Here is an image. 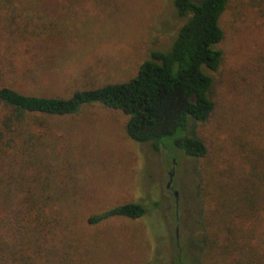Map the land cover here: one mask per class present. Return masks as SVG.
Here are the masks:
<instances>
[{
  "label": "rangeland",
  "instance_id": "obj_1",
  "mask_svg": "<svg viewBox=\"0 0 264 264\" xmlns=\"http://www.w3.org/2000/svg\"><path fill=\"white\" fill-rule=\"evenodd\" d=\"M184 20L172 0H0V86L68 97L125 81L151 50L167 49ZM218 23L213 109L205 121H188L205 156L134 141L127 116L98 103L33 114L13 126L17 135L5 133L0 216L47 221L52 261L38 264H214L201 237L212 230L218 186L228 172L249 170L250 148L264 164V0H226ZM4 112L0 104V121ZM169 172L176 203L165 188ZM128 202L144 213L86 221Z\"/></svg>",
  "mask_w": 264,
  "mask_h": 264
},
{
  "label": "trees",
  "instance_id": "obj_2",
  "mask_svg": "<svg viewBox=\"0 0 264 264\" xmlns=\"http://www.w3.org/2000/svg\"><path fill=\"white\" fill-rule=\"evenodd\" d=\"M225 4L226 0H172L175 13L185 20L167 49L151 50L135 75L125 81L75 90L68 97L26 95L0 86L5 111L0 144L5 133H19L13 126L27 116L71 114L83 104L98 103L127 116L125 133L134 141H149L163 149L175 147L187 156H205L203 141L188 133V121H205L213 109L208 72L220 63L221 51L215 45L222 39L218 21ZM251 152L250 148L245 153L249 170L228 172L227 185L218 186L219 195L214 197L212 230L207 232L205 227L201 237L203 253L214 252V264H264V164L258 167L260 160ZM14 209V214L22 213ZM144 211L143 205L128 202L92 214L86 221L138 218ZM29 218L0 216V264H38L42 257L52 261V247L44 237L47 221Z\"/></svg>",
  "mask_w": 264,
  "mask_h": 264
},
{
  "label": "water",
  "instance_id": "obj_3",
  "mask_svg": "<svg viewBox=\"0 0 264 264\" xmlns=\"http://www.w3.org/2000/svg\"><path fill=\"white\" fill-rule=\"evenodd\" d=\"M171 175H172V172H169L168 173V180L165 183V188H169L170 187V184H171ZM173 197H174L175 203H176V200H177V193H176V191H173Z\"/></svg>",
  "mask_w": 264,
  "mask_h": 264
},
{
  "label": "flooded vegetation",
  "instance_id": "obj_4",
  "mask_svg": "<svg viewBox=\"0 0 264 264\" xmlns=\"http://www.w3.org/2000/svg\"><path fill=\"white\" fill-rule=\"evenodd\" d=\"M168 189L170 190L171 194L173 195L174 190H172L171 187H169Z\"/></svg>",
  "mask_w": 264,
  "mask_h": 264
}]
</instances>
